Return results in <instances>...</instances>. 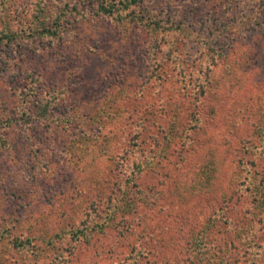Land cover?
<instances>
[{
  "label": "rangeland",
  "instance_id": "374dc122",
  "mask_svg": "<svg viewBox=\"0 0 264 264\" xmlns=\"http://www.w3.org/2000/svg\"><path fill=\"white\" fill-rule=\"evenodd\" d=\"M72 1L0 0V121L27 91L63 90L90 123L0 122V264L264 258V0H149L138 16L171 29L151 38ZM55 7H77L66 41Z\"/></svg>",
  "mask_w": 264,
  "mask_h": 264
},
{
  "label": "trees",
  "instance_id": "16d2710c",
  "mask_svg": "<svg viewBox=\"0 0 264 264\" xmlns=\"http://www.w3.org/2000/svg\"><path fill=\"white\" fill-rule=\"evenodd\" d=\"M72 2H74V6H77V7L80 5L84 6V4H89L88 9L92 12L91 16L94 18H102L106 16V17L111 18L112 20L115 19L119 22L126 21L129 18V20L135 22L137 25L143 26L145 28L146 33L147 32L151 33L149 36L146 35L148 38H151V36L154 35V33H152L151 31H155V32L158 31L157 25H159L160 28H163V31L171 32L169 25H167L165 22L162 25L158 23L153 24V22L148 17L140 18L138 16V13H137L138 9H141L144 6L146 7V4L149 2V0H73ZM77 7H72L70 9H65V7H55V12L57 14L56 20L60 22V27H56V28L53 27L52 29H50L53 31V33H50V36H60L61 40L63 39V41L64 40L66 41L67 38L71 37V35H69L68 32H66V28L64 27L66 25L71 24V22L73 21L72 20L73 18H75L76 16H79L77 12L75 11ZM91 16L90 17L80 16L81 18L79 20H90ZM151 27L153 30L151 29ZM1 42L2 41L0 40V46H1ZM150 42H151V39H150ZM150 44L148 43V46ZM151 49L153 50L154 56H158L162 51V49L159 48V42L157 40L152 45ZM24 94H26L24 106L23 108L16 110L17 113H16V116L14 117L15 119L11 120V122L10 121L8 122V120L5 122L0 121L1 124H3L5 129L9 128L11 125H13L17 121L20 122L22 118H25L29 122H33V121L43 122V121H50V120L56 121L57 120L58 125L62 126L65 129V131L71 135L73 133L76 134L80 131L81 133H83L84 131H86L87 133V131L89 130L90 123L87 122L86 119H83L82 117H80V115H77L74 112H73L74 114L71 113L72 111L70 109L72 108V106L70 107L69 105L70 101H68L69 99H67L68 98L67 93L64 92L63 90L49 91V94L46 95L45 93L44 97L40 96L37 91L33 93H30V91H27ZM44 98H49V99H44ZM61 109L63 111V114L59 116L56 115L58 111ZM78 140H80V138ZM78 147L80 148V146ZM74 149H75V144L70 147V150L73 152H74ZM191 171H192V167L189 168L188 175ZM111 180H114V179L113 178L107 179L108 186H110ZM107 191L108 192L104 191V195L106 196L107 201H109L110 194L111 195L112 194L121 195V193L123 192V189L115 185V188L109 187ZM88 215H90V213H88L87 216ZM115 216H116V212L112 211L111 209L110 212H108V217H109L108 220H111L110 222L116 223L115 229H119V231L122 233L125 231L124 228L126 227L118 220V218H115ZM84 218L85 220L82 221L84 228H82L81 230L75 231V233H79L80 235L86 237L87 235H89L90 226L88 224V221L86 220V217ZM98 224L99 223L96 222L93 226V229L98 228L100 231H103V230L105 231L108 228H110L109 223L108 225L106 223L103 225H98ZM77 229H80V228H77ZM74 238L76 241H79V238L77 237H74ZM191 238L192 236L187 242L188 245L191 242ZM2 239H3V235H0V243ZM11 242L13 246L19 249L26 248L30 246L31 244V241L28 237L26 239H23L19 236L11 237ZM205 247L209 248V245L206 244ZM64 250L66 249L60 248L59 251L64 252ZM204 253L206 254V251ZM239 253L242 255V257L237 261V264H264L263 257H260V259L258 257L256 260L247 259V256L249 255V250H247L244 253L242 252V250H239ZM187 259L192 260L190 264H198L197 259L195 258L193 259V257H190L188 252L186 251L185 257L182 261L187 260ZM177 263H179V260H177L174 264H177Z\"/></svg>",
  "mask_w": 264,
  "mask_h": 264
}]
</instances>
